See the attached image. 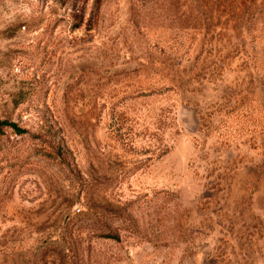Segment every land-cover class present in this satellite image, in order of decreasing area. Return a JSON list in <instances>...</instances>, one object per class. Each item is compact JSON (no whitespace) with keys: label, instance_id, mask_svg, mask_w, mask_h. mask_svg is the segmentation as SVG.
<instances>
[{"label":"rangeland","instance_id":"374dc122","mask_svg":"<svg viewBox=\"0 0 264 264\" xmlns=\"http://www.w3.org/2000/svg\"><path fill=\"white\" fill-rule=\"evenodd\" d=\"M0 264H264V0H0Z\"/></svg>","mask_w":264,"mask_h":264},{"label":"trees","instance_id":"16d2710c","mask_svg":"<svg viewBox=\"0 0 264 264\" xmlns=\"http://www.w3.org/2000/svg\"><path fill=\"white\" fill-rule=\"evenodd\" d=\"M11 128L13 131L18 133L26 132V129L20 127L14 121H9L7 119L0 120V135L4 133L5 128Z\"/></svg>","mask_w":264,"mask_h":264}]
</instances>
